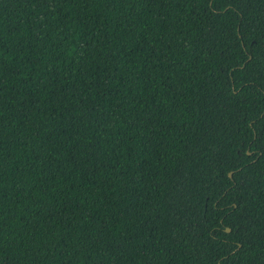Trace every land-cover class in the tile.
<instances>
[{"label": "trees", "instance_id": "1", "mask_svg": "<svg viewBox=\"0 0 264 264\" xmlns=\"http://www.w3.org/2000/svg\"><path fill=\"white\" fill-rule=\"evenodd\" d=\"M0 264H264V0H0Z\"/></svg>", "mask_w": 264, "mask_h": 264}, {"label": "water", "instance_id": "2", "mask_svg": "<svg viewBox=\"0 0 264 264\" xmlns=\"http://www.w3.org/2000/svg\"><path fill=\"white\" fill-rule=\"evenodd\" d=\"M228 175H229V177H230V176H231V173H229ZM228 231H229V229L227 228V229H226V232H228Z\"/></svg>", "mask_w": 264, "mask_h": 264}]
</instances>
